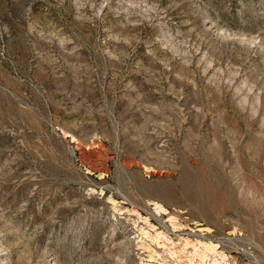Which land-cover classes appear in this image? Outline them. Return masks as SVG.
Instances as JSON below:
<instances>
[{
	"label": "rangeland",
	"instance_id": "1",
	"mask_svg": "<svg viewBox=\"0 0 264 264\" xmlns=\"http://www.w3.org/2000/svg\"><path fill=\"white\" fill-rule=\"evenodd\" d=\"M0 264H264V0H0Z\"/></svg>",
	"mask_w": 264,
	"mask_h": 264
},
{
	"label": "bare ground",
	"instance_id": "2",
	"mask_svg": "<svg viewBox=\"0 0 264 264\" xmlns=\"http://www.w3.org/2000/svg\"><path fill=\"white\" fill-rule=\"evenodd\" d=\"M126 211H127V212H130V211H132V210L127 208Z\"/></svg>",
	"mask_w": 264,
	"mask_h": 264
}]
</instances>
